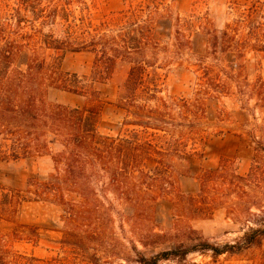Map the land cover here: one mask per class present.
<instances>
[{"label": "rangeland", "instance_id": "rangeland-1", "mask_svg": "<svg viewBox=\"0 0 264 264\" xmlns=\"http://www.w3.org/2000/svg\"><path fill=\"white\" fill-rule=\"evenodd\" d=\"M249 1L158 0L154 32L166 46L158 53L159 62L166 63L158 70L161 95L192 98L196 65L202 56L216 70L225 68L238 75L236 79L224 75L228 93L206 100L207 117L201 123L204 136L196 144L203 156L193 159L191 172L181 174L178 164L174 184L164 191L157 183H144L135 198L148 200V209L115 194L107 178L91 181V200L64 186L66 200L80 210L74 217L66 211L69 205L35 200V195L25 191L30 178L45 182L56 172L52 155L0 159V264H141L142 255L149 258L184 241L196 244L200 237L219 248L239 243L242 248L220 255L213 250L194 251L185 258L161 259L159 264H264V237L260 245L243 243L246 232L264 227V52L248 47L242 73L235 65V53H220L218 59L208 56V32L232 23L238 13L236 3ZM86 2L97 24L126 7V0ZM80 7L73 8L77 16ZM25 30L32 32L29 27ZM178 30L191 40L190 47L177 50ZM33 53L34 49L24 46L13 66L25 70ZM39 53L48 62H61L66 71L90 76L94 70L95 54L89 51L63 52L43 46ZM127 72V65L119 64L108 80L94 84L103 102L97 119L102 135L117 136L133 128L124 126V112L116 106ZM47 98L70 106L96 103L91 96L59 89H51ZM52 147L53 152L61 149L59 144ZM220 166L227 172L211 177L209 199L198 196L202 170ZM16 190H21L23 199L9 213L3 193Z\"/></svg>", "mask_w": 264, "mask_h": 264}, {"label": "trees", "instance_id": "trees-1", "mask_svg": "<svg viewBox=\"0 0 264 264\" xmlns=\"http://www.w3.org/2000/svg\"><path fill=\"white\" fill-rule=\"evenodd\" d=\"M158 4V0H140L138 4L126 0L124 9L97 24L86 0H0V159L52 155L56 172L50 179L41 182L30 178L27 183L25 191L35 195V200L67 204L66 211L75 217L80 210L66 200L64 186L91 200V181L107 178L115 194L148 209V200L135 198L144 183H157L164 191L174 184L178 164L181 174L190 173L193 159L203 156L196 144L204 136L201 123L207 117L206 100L228 93L224 75L229 79L238 75L225 68L216 70L217 66L206 63L207 56H202L196 65L197 87L192 98L161 95L158 70L166 63L159 62L158 53L166 46L154 32ZM75 5L81 6L79 16L75 15ZM263 7L261 0L236 3L237 18L222 30L208 32V56L218 59L220 53L233 52L242 73L248 47L264 52ZM27 27L32 32L26 31ZM177 33V50L190 47L191 40L181 31ZM24 46L34 53L22 70L13 65ZM43 46L94 53L92 74L79 75L64 70L61 62H48L39 53ZM119 64L127 65L128 72L120 84L116 106L124 112V126L133 128L117 136L102 135L97 119L103 102L94 84L108 80ZM51 89L91 96L96 103L70 106L50 102L47 96ZM55 144L61 146L58 152H53ZM226 169H203L198 196L209 199L211 177L226 173ZM21 193H3L9 213L16 211L23 199ZM263 237L264 227L252 228L245 233L243 243L247 247L260 245ZM241 248L240 243L219 248L200 237L196 244L184 241L149 258L142 255L139 261L159 264L161 259L185 258L194 251L213 250L214 255H220Z\"/></svg>", "mask_w": 264, "mask_h": 264}]
</instances>
